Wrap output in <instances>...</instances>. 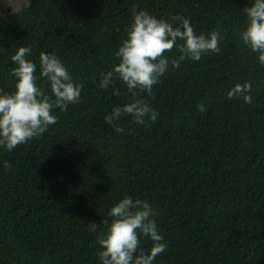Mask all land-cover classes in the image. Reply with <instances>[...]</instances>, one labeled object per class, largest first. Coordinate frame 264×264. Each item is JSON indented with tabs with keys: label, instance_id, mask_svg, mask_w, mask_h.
<instances>
[{
	"label": "trees",
	"instance_id": "obj_1",
	"mask_svg": "<svg viewBox=\"0 0 264 264\" xmlns=\"http://www.w3.org/2000/svg\"><path fill=\"white\" fill-rule=\"evenodd\" d=\"M250 3L28 0L0 15V90H15L11 56L20 46L31 49L37 72L40 53H53L83 85L80 101L55 109L46 132L0 148V264H100L103 221L125 196L155 210L167 248L153 264H264V64L240 39ZM139 10L172 23L190 18L197 33L218 30L220 50L170 64L151 96L132 97L119 79L101 88ZM245 81L251 103L229 99ZM132 99L149 103L157 119L122 115L117 132L105 116ZM141 247L148 252L152 241Z\"/></svg>",
	"mask_w": 264,
	"mask_h": 264
},
{
	"label": "clouds",
	"instance_id": "obj_2",
	"mask_svg": "<svg viewBox=\"0 0 264 264\" xmlns=\"http://www.w3.org/2000/svg\"><path fill=\"white\" fill-rule=\"evenodd\" d=\"M246 24L240 32V39L251 51L257 54L260 64H264V0H251L243 8ZM175 23L157 18L146 10L134 11L133 19L126 30V37L117 51L118 63L102 73L100 87L107 89L119 79L132 97L137 90L152 95L153 86L169 69L178 68L185 59L199 61L208 53L220 50L222 34L218 30L197 33L190 18L175 16ZM176 47L180 55L170 59L165 55ZM31 49L20 46L11 61L16 65L12 70L15 90H0V148L12 151L17 145L25 144L33 137L42 135L49 125L57 122L55 109L66 111L70 104L81 99L82 83L74 80L62 60L53 53L41 52L39 72L37 64L27 57ZM45 81L47 91L38 81ZM251 82L236 83L227 96L229 99L243 97L251 103ZM117 94H119L117 92ZM205 110L203 103L198 105ZM122 115H130L137 124L146 120L155 121L158 112L142 99H132L122 106H116L105 116L117 132L123 128L117 125ZM4 167L10 168L8 161ZM155 210L146 200L125 196L108 211L106 233L99 239L100 264H153L156 257L167 248L155 220ZM98 227L92 222L93 231ZM150 239L152 247L145 252L141 247L143 239Z\"/></svg>",
	"mask_w": 264,
	"mask_h": 264
},
{
	"label": "rangeland",
	"instance_id": "obj_3",
	"mask_svg": "<svg viewBox=\"0 0 264 264\" xmlns=\"http://www.w3.org/2000/svg\"><path fill=\"white\" fill-rule=\"evenodd\" d=\"M28 5V0H0V15L5 16L18 12Z\"/></svg>",
	"mask_w": 264,
	"mask_h": 264
}]
</instances>
